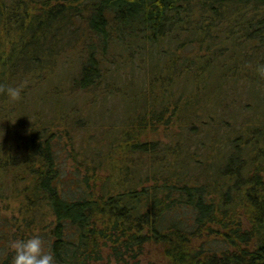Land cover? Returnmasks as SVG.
I'll use <instances>...</instances> for the list:
<instances>
[{"label": "trees", "instance_id": "trees-1", "mask_svg": "<svg viewBox=\"0 0 264 264\" xmlns=\"http://www.w3.org/2000/svg\"><path fill=\"white\" fill-rule=\"evenodd\" d=\"M153 46L159 51L152 58ZM66 48L83 57L73 77L80 89L107 84L112 64L116 70L142 68L145 60L149 71L157 72L155 81L166 86L149 102L145 99L149 117L131 113L130 130L113 140L112 147L134 153L141 163L134 171L126 166V178L111 188L105 183L97 189L79 170L68 182L72 190L66 188V173L56 163L57 136L47 123L19 138L21 156L7 155L6 164L0 159L4 171L17 167L31 173L23 184L24 199L56 264H141L151 247L158 263L148 264H264V0H0V85L33 88ZM137 48L145 50L141 63L134 62L143 55ZM214 72L217 79H209ZM232 77L250 82L246 94L259 102L251 110L257 116L221 124L238 114L227 108L230 99L241 97L227 83ZM208 88L214 101L222 94L230 98L219 103L220 117L206 106L209 101L200 108L203 132L220 127L238 137L232 146H218V161L202 170L204 181H195L186 174L190 155L181 162L169 154L185 151V142L196 133L190 126L194 113L183 114L178 102L195 104ZM17 104L0 91L1 132L10 129ZM206 113L213 114V126L202 120ZM175 114L182 115L183 146L176 147L177 139L162 144L141 138L160 125L167 127ZM0 143L14 145L2 138ZM22 175L27 177H16L22 180ZM26 222L24 227L33 224ZM10 223L0 214L2 264H10L13 254Z\"/></svg>", "mask_w": 264, "mask_h": 264}, {"label": "rangeland", "instance_id": "rangeland-1", "mask_svg": "<svg viewBox=\"0 0 264 264\" xmlns=\"http://www.w3.org/2000/svg\"><path fill=\"white\" fill-rule=\"evenodd\" d=\"M153 47L150 49L152 58L159 51V46ZM137 50L143 55L135 58L134 62L141 63L145 58L143 53L145 50H139L138 48ZM80 53L74 49L66 48L65 51L52 58V63L49 64V67L47 66L46 75L41 83L34 84L38 80L33 81L32 89H26V85L23 86L22 96L18 100L12 119L10 118V123L8 121V127H6L10 129L7 130L8 132H1L0 130V134L3 133L0 135V141L2 138V140L9 141L14 145L12 147L8 146L9 148L6 145L4 146L6 147L5 149H0V159L6 164L8 156L16 159L21 156L22 154H19V152H23V150H21L19 138H22L23 134L27 135L28 130L41 129V126L47 123V125H51L49 129L57 136V140L55 137L53 139L55 144L58 145L55 147L56 163L66 173L63 176L66 188L72 190L73 183L68 186V182L73 179V173H77L78 170L82 176L86 174L90 177L91 183H95L97 189L100 190L105 183L108 186L107 188H111L117 182H121V180L126 178L124 177L126 166L130 169L133 168L134 171L135 168H138L136 162L141 163V161L137 160L138 156H135L134 153L130 152L128 154L112 147L113 140L119 132L130 130L129 118L131 113H136L138 118L141 116L149 117L151 107L144 106L145 99L147 98L149 102L152 94L158 91L160 87L166 85H159L155 81L157 72H150L147 64L148 60H145L142 68L133 65L125 67L124 70H116L114 64H112L108 72V76H111V78L107 84L102 83L92 88L80 89L73 83L78 63L83 58ZM104 58L107 59V56L105 55ZM154 59H156V56ZM158 70L166 73L167 68L162 69L159 67ZM218 76L219 73L214 72L209 76V79L215 80ZM227 83L235 86L236 89L238 88V95L241 96L239 99L234 96L229 100L230 97H225L222 94L215 98L214 101L213 98L210 99L213 93L208 88L205 90L208 96L207 99L206 95L202 94V90L199 95L201 96L200 100L195 104L186 105L185 101L178 102L179 109L183 114L194 113L193 118L190 120L192 121L190 126L194 128L193 132L196 133H191L192 141L185 142V146L181 143L185 131H183L181 124L182 115L179 114H175L172 117V121L166 125L167 127L160 125L157 131H147L141 135L142 139L153 140L162 144L174 143L177 139L176 147L183 146L186 152L184 150L183 152L178 151L177 153H170L169 156L170 159L182 162L184 161V154L190 155L189 170L186 172L190 180L204 181L202 170L206 171L209 168L208 164H211L212 161H218L216 160L218 146H222L224 143L232 146L233 140L238 137V133L235 131L228 135L226 130H219L220 127L217 130H210V133L203 132L202 127H200L201 119L197 116V113L198 115L205 114L203 109L200 110V108L206 105L207 101L209 103L206 106L209 109H214V112H216L215 109L218 110L214 115L215 117L221 116L217 107L219 103L223 102V97L225 101L228 99L231 102L227 105L228 110L238 113L233 118H224L221 124L226 122L228 125H232L234 121L236 124L240 123L242 119L248 118V120H252L257 116L251 110L254 106L257 109L259 102L246 94L248 87H250V82L232 77ZM179 89L176 88L177 91L175 92L177 95L181 94L178 92ZM253 91L257 92V88H253ZM182 105H186L183 111ZM238 107L239 110L237 111ZM240 107L243 108L242 111H240ZM198 109L200 112H198ZM211 114L208 115L206 113L202 120H206L207 124L211 123L215 119L213 114ZM169 116V112L165 114V117ZM174 118L177 121L180 118V121L174 122ZM213 123L214 121L210 126H213ZM208 128L210 129L211 127L208 126ZM186 131L189 132V130ZM206 134H209L212 141L209 137L206 144H198ZM228 137H231V142L227 140ZM4 147L1 146L0 148ZM168 151L174 152L172 148H169ZM147 160L151 162L149 157ZM184 167L179 169L183 170ZM18 173H23L27 177L24 178L22 175L21 180V178L16 177ZM30 174L17 167H11L6 169V171L3 168L0 169V214L6 216L7 221H12L10 223L12 226L8 229V245L13 239L22 237L25 234L41 233L42 226H34L33 211L28 203L25 202V193L22 191L23 184H26L31 178ZM14 181L16 182L15 184H13ZM41 209L47 212L48 207L41 206ZM27 220H31L32 226L24 227L23 224H26ZM45 222L43 220V223ZM20 226L22 231L18 230ZM151 252L141 260V264H148L147 262L158 263L153 247H151Z\"/></svg>", "mask_w": 264, "mask_h": 264}, {"label": "clouds", "instance_id": "clouds-1", "mask_svg": "<svg viewBox=\"0 0 264 264\" xmlns=\"http://www.w3.org/2000/svg\"><path fill=\"white\" fill-rule=\"evenodd\" d=\"M264 70V66H262ZM23 85H0V91L6 93L10 102L19 100ZM12 250L10 264H56L53 252L46 250L43 237L32 234L13 239L9 244ZM2 264V262H0Z\"/></svg>", "mask_w": 264, "mask_h": 264}]
</instances>
